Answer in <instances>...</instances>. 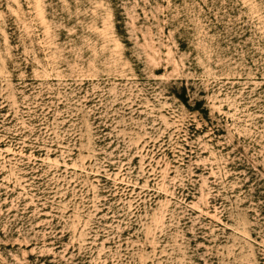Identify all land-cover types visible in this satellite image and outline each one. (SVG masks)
Segmentation results:
<instances>
[{
  "label": "rangeland",
  "instance_id": "rangeland-1",
  "mask_svg": "<svg viewBox=\"0 0 264 264\" xmlns=\"http://www.w3.org/2000/svg\"><path fill=\"white\" fill-rule=\"evenodd\" d=\"M0 264H264V0H0Z\"/></svg>",
  "mask_w": 264,
  "mask_h": 264
}]
</instances>
